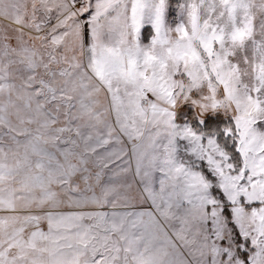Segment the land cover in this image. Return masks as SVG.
<instances>
[{
  "label": "snow or ice",
  "instance_id": "6c2138e0",
  "mask_svg": "<svg viewBox=\"0 0 264 264\" xmlns=\"http://www.w3.org/2000/svg\"><path fill=\"white\" fill-rule=\"evenodd\" d=\"M0 264H264V0H0Z\"/></svg>",
  "mask_w": 264,
  "mask_h": 264
},
{
  "label": "rangeland",
  "instance_id": "374dc122",
  "mask_svg": "<svg viewBox=\"0 0 264 264\" xmlns=\"http://www.w3.org/2000/svg\"><path fill=\"white\" fill-rule=\"evenodd\" d=\"M196 122H198V123H199V121H196Z\"/></svg>",
  "mask_w": 264,
  "mask_h": 264
},
{
  "label": "trees",
  "instance_id": "16d2710c",
  "mask_svg": "<svg viewBox=\"0 0 264 264\" xmlns=\"http://www.w3.org/2000/svg\"><path fill=\"white\" fill-rule=\"evenodd\" d=\"M196 123H198V122H196Z\"/></svg>",
  "mask_w": 264,
  "mask_h": 264
}]
</instances>
